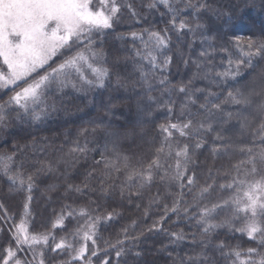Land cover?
<instances>
[{
  "label": "snow or ice",
  "instance_id": "1",
  "mask_svg": "<svg viewBox=\"0 0 264 264\" xmlns=\"http://www.w3.org/2000/svg\"><path fill=\"white\" fill-rule=\"evenodd\" d=\"M261 2L264 4V0ZM125 7L130 10L132 17H139L133 5L125 6L121 0H0V90L5 94L12 93L0 104V125L6 126L12 112L19 119L28 117L32 121L49 117L57 110L55 104L48 105L45 102L49 93H64L66 89H71L87 94L89 91L108 88L113 72L107 66L102 48L104 40L101 39L98 44L96 38L107 36L113 30ZM161 7L164 9L163 15L169 17L165 29H144L142 34L132 32L131 38L133 41H143V36L147 35L148 39L143 41L144 49L137 50L136 55L153 70L159 69L163 73L169 68L172 59L164 55L169 47V33L193 32L195 29L192 24L187 18L181 19V16L191 10V17L198 19L208 5L203 0L187 3L184 8L179 7L177 0H152L147 5L149 10ZM230 21L229 14L226 23ZM200 27L202 25H196V29ZM235 47L239 50L237 70L218 73L212 79L216 82L221 78L237 81L240 76L239 65H246L249 71L259 66L261 87L258 91L255 87H236L221 100V94L212 91L207 94L200 89L193 91L189 87L191 80L187 85L182 82L178 88H168L169 81L164 78L154 86L149 82L144 66H140L139 82L147 92L153 91L154 87L162 89V96L166 98L163 106L169 113L176 112L172 93L183 97L177 122H171L170 119L159 125L163 139L159 146L153 145L148 156L130 155L122 151L121 133L114 130L111 123L105 125L103 121L98 125L104 129L103 144L96 143L95 147L90 148L87 141L83 145L76 141L68 153L55 163L50 161L46 165L41 164L35 172L27 175L26 180L20 171L28 164L26 158L21 159L23 151L19 155L17 151L0 153V172L12 185L19 182L26 191L16 216H10L8 209L0 204V221L3 222L0 224V264H94V258L101 254L98 251L101 227L116 217L115 208L109 210L106 200L108 190L114 191L117 186L113 183L107 189L104 187L113 172L125 177L119 186L122 200L126 198L132 201L134 197L141 199V190L150 188L157 177L166 187L179 189L171 198V204L163 205V211L153 220L148 231L166 232L164 224L173 215L182 216L190 223L194 221L197 232L192 233L191 239L195 247L200 248L198 255L203 259L190 261L189 264H221V261L223 264H264V147L258 151L239 147V155L246 159L233 165L234 175L222 177L225 183H217L209 174L208 179L212 183L199 185L195 161L192 159L206 144L204 138L207 135L216 132L215 139L223 143L222 131L226 129L218 130L216 125L232 119L238 121L241 135L249 132L259 136V144L264 145V38H237ZM200 55L204 57L207 53L202 51ZM118 63L117 59L113 66ZM116 77L115 86L126 88L119 73H116ZM201 96L203 101L199 102ZM148 100L161 103L152 96H148ZM228 105L234 106L236 111L225 113V119L218 114L224 113ZM197 116L200 118L196 119ZM257 122L258 129L255 128ZM141 123L137 121V126ZM133 133L134 130H129L124 133V137ZM83 135H88L87 130H83ZM15 148L18 150L19 146ZM89 151L101 157L94 166L100 169L103 165L101 172L105 179L101 180L100 188L97 190L90 186L89 180L95 178L90 172L85 176L82 186L66 183L65 197L60 199L74 193L77 195L73 203H76L87 193L96 191L101 196L97 201H89L81 206L79 212L70 204H61L59 213L54 209L48 220L37 227L34 218H31L34 181L40 173H55L56 164H74L80 155L86 156ZM64 175L66 180L70 179L67 172ZM57 187L56 184H50L46 191L54 192ZM133 188L135 192H132ZM125 191L128 192L127 197ZM217 192L221 195L215 200L211 199L212 193ZM186 197H191V200ZM99 200H105V203ZM159 200L157 195L149 201L145 217L151 215L152 206L160 207ZM93 204L95 207H92ZM221 213L226 215L217 220ZM72 222L77 226L69 233L71 238L60 236L57 240L55 233L68 231V223ZM41 228L44 230L41 231ZM167 234L174 240L187 238L184 233ZM221 235H224L223 239ZM245 237L246 241L243 240ZM138 239L128 228L122 229L114 243L106 242L108 248L104 250V255L115 252L119 259L125 253L126 245ZM229 239H236L237 243L231 244ZM245 242L250 246L243 247ZM101 264H112V260H102Z\"/></svg>",
  "mask_w": 264,
  "mask_h": 264
},
{
  "label": "trees",
  "instance_id": "2",
  "mask_svg": "<svg viewBox=\"0 0 264 264\" xmlns=\"http://www.w3.org/2000/svg\"><path fill=\"white\" fill-rule=\"evenodd\" d=\"M152 0H121L123 5L131 4L139 13L138 18L130 14V10L125 7L121 12L120 18L114 24L113 30L107 36L97 37L99 44L103 39V51L107 58V66L113 72L109 81V87L103 90L89 91L87 94L76 93L71 89H66L64 93H49L45 97L48 105L55 104L57 110L52 112L47 118L41 117L39 121H32L25 117L19 119L16 113L12 112L5 125H0V153H12L23 151V157L28 160V164L20 171L26 180L27 175L36 171L41 164L48 162L55 163L59 157L68 153L69 149L75 146L76 141L83 145L86 141L89 147H95L96 143H104V129L98 126L100 121L105 125L111 123L114 130L121 133V150L130 155L151 154L153 145L159 146L163 136L159 133V125L169 122H177L176 117L180 113V104L183 100L179 94L173 92L171 99L176 101V112L169 113L163 106L162 89L155 88L147 92L144 86L139 82V68L143 65V70L147 74L149 82L154 86L159 81L167 78L168 88H178L181 83L188 84L195 91L204 90L205 94L212 91L221 94V100L236 87H255L257 91L261 87L259 79V66L252 71L246 65H239L240 76L237 81L221 78L218 82L212 78L218 73L225 71L235 72L237 70L236 60L239 56V50L235 47L237 38L261 39L264 38V4L261 0H203L208 5L204 14L198 18L191 17V10H188L181 19L187 18L195 29L193 32L169 33V47L164 55L171 57L169 68L161 73L159 69L153 70L147 65L146 61H141L136 55L137 50L144 49V42L148 39L143 36V41L131 38V33L142 34L144 29L151 31L163 30L166 27L168 16L163 15L164 9L161 7L155 10H149L147 5ZM179 7L198 0H177ZM231 15V21L228 16ZM146 19V22H145ZM139 20V22H137ZM202 27L196 29V25ZM263 24V25H262ZM123 37V39H121ZM246 47V45H245ZM207 53L201 57V52ZM118 59L116 66L114 61ZM162 60L163 57H160ZM232 61L229 64V61ZM259 63V62H258ZM264 63V62H262ZM199 65V67L197 66ZM116 73H119L120 80L127 85L126 88H117ZM207 77V78H206ZM255 78V79H254ZM139 93V94H138ZM11 92L5 94L0 90V104L11 95ZM152 96L154 100H160L161 103H153L148 100ZM203 97H200V101ZM143 102V103H141ZM219 103L220 101H216ZM88 104V106H86ZM150 105V107H149ZM50 110V109H49ZM193 112L196 109H192ZM236 111L234 106L228 105L224 113H219L225 119V113ZM150 113V115L148 114ZM199 119L200 117H195ZM259 119V116L256 117ZM137 121H142L137 126ZM218 130L222 131V140H216V132L207 135L204 139L206 144L196 152L192 157L195 161V172L199 177V185L205 182L212 183L208 179L209 174L216 179L217 183H225L222 179L225 175H234L233 165H236L246 157L239 155V147L253 148L259 150L264 145L259 144V136L245 132L241 135L239 123L232 119L227 123L216 125ZM259 123L255 124L258 129ZM141 129H143L141 131ZM83 130H87L88 135H83ZM134 130L133 135L124 137V133ZM178 136V134H176ZM243 141V143H241ZM194 143V141H192ZM19 146L17 150L15 146ZM216 149L214 152L213 150ZM99 154L89 151L87 155H80L74 164L65 165L63 162L56 164V172H43L34 181V199L32 202L33 212L31 218H34L37 227L42 222L48 220L55 209L59 213L61 204H70L79 212L80 207L89 201H97L101 196L99 191L87 193L73 203L74 196L77 194H68L65 197L64 186L66 183L80 184L88 173H93L94 179L89 180L91 187L99 189L102 177L100 169L94 166L96 161L100 160ZM171 163L174 164V161ZM67 172L70 179L66 180L64 173ZM125 177L115 172L104 187L107 189L109 184H115L117 187L113 191L108 190L107 206L109 210L115 208L116 217L101 227L99 232L100 255L94 258V264H101L102 260L111 258L112 264H189L190 261H199L203 257L199 256L200 248L195 247L191 239L192 233L197 232L194 226L195 222H189L182 216H171L164 224L166 232H150L148 228L152 225L154 219L163 211L165 203L171 204V198L179 191L176 187H166L159 181H156L150 188L142 189V198L121 199L119 186ZM56 184L57 190L54 192L46 191L48 185ZM136 189L133 188L132 192ZM187 192V189H185ZM26 191L19 182L12 185L8 178L0 172V204H3L9 211L10 216H16L23 204ZM128 192L125 191L127 197ZM159 195L160 207L152 206L151 215L145 217V209L149 201ZM220 193H212L211 199L215 200ZM191 200V197H186ZM105 203V200H99ZM137 205H140L137 208ZM95 207V204L92 205ZM86 210V209H85ZM226 213H221L217 220L223 219ZM30 218V219H31ZM83 221H81L82 223ZM175 222V223H174ZM75 222L68 223V231H57L55 233L57 240L60 236H69V233L76 228ZM128 228L133 236L139 237L135 243L126 245L125 253L117 259L115 252H109L104 255V250L108 248V243L115 242L122 229ZM43 231L44 229H40ZM167 232L184 233L185 240H174ZM2 235V234H1ZM237 236L239 234H236ZM122 238V237H121ZM197 235V240H199ZM224 238V235H221ZM246 241V237L243 238ZM229 243H237L236 239H229ZM250 246L243 243V247ZM139 253V255H137ZM67 257H65L66 259ZM223 264V261H221Z\"/></svg>",
  "mask_w": 264,
  "mask_h": 264
},
{
  "label": "rangeland",
  "instance_id": "3",
  "mask_svg": "<svg viewBox=\"0 0 264 264\" xmlns=\"http://www.w3.org/2000/svg\"><path fill=\"white\" fill-rule=\"evenodd\" d=\"M262 23H264V19H262ZM263 25V24H262ZM71 91H73V92H75L74 90H71ZM77 93V92H76ZM86 106H88V104H86ZM37 111H39V109H37ZM0 134H1V132H0ZM3 222L2 221H0V224H2ZM7 230V229H6ZM1 235V234H0Z\"/></svg>",
  "mask_w": 264,
  "mask_h": 264
}]
</instances>
